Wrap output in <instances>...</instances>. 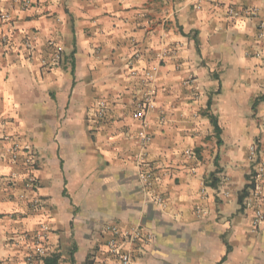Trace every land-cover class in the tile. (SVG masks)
I'll return each mask as SVG.
<instances>
[{
  "label": "crops",
  "instance_id": "obj_1",
  "mask_svg": "<svg viewBox=\"0 0 264 264\" xmlns=\"http://www.w3.org/2000/svg\"><path fill=\"white\" fill-rule=\"evenodd\" d=\"M197 1L0 0V264H28L42 224L56 264H116L109 224L152 235L124 243L132 264H264V223L239 202L264 151V0L234 17ZM15 145L38 156L36 191L10 179L28 177Z\"/></svg>",
  "mask_w": 264,
  "mask_h": 264
},
{
  "label": "built area",
  "instance_id": "obj_2",
  "mask_svg": "<svg viewBox=\"0 0 264 264\" xmlns=\"http://www.w3.org/2000/svg\"><path fill=\"white\" fill-rule=\"evenodd\" d=\"M20 3L22 9H27L34 6V0H16ZM202 0H198L199 4ZM214 2H219L220 0H213ZM227 13L229 16L234 17L238 15H254L256 13L255 9L252 8H239L234 3V0L226 6ZM0 19L3 22H11L12 18L8 12H1ZM9 36L4 35L0 37V47L8 45ZM53 47V61L59 63L62 60L63 48L60 45L55 44V42L50 43ZM24 45L28 49L32 48V43L30 39L25 38ZM149 78L150 75H149ZM154 90L148 91V96L140 106L139 115L142 120L145 121L147 113L150 111L154 104ZM99 116L102 117L106 111V102L101 101L99 105ZM143 139H146L142 135ZM11 160L15 164H20L22 169L26 172L27 176L22 181H19L15 174L11 175L10 179L15 182L22 183L25 187L36 191L39 187L38 178L36 176V170L38 169V156L36 153L27 146L19 147L18 145L12 146L11 148ZM250 159L254 163L251 171L249 184L253 186L249 189L248 195L244 198L243 206L245 209H251L253 212V225L255 227L264 223V151L259 147L257 143H252L250 146ZM141 180L144 187H151L154 184L153 172L142 173ZM157 200L162 204L163 198L159 195ZM36 208L40 207V198L37 197L34 201ZM198 211L203 212V209H198ZM105 230L109 232V236L106 239V247L110 255L116 261V264H132L133 263V250L131 248H125L124 243L129 246L135 245L138 240L149 241L152 238L150 233H144L141 227H133L131 229H123L116 224L106 225ZM52 231L50 224H42L40 229L37 230L32 236L30 250L27 254L28 264H47L46 258L48 254V241L49 236ZM25 238L29 237V234H24Z\"/></svg>",
  "mask_w": 264,
  "mask_h": 264
},
{
  "label": "trees",
  "instance_id": "obj_3",
  "mask_svg": "<svg viewBox=\"0 0 264 264\" xmlns=\"http://www.w3.org/2000/svg\"><path fill=\"white\" fill-rule=\"evenodd\" d=\"M212 120H214V125L216 127V130H219V125L218 122L215 118H212ZM212 186H215L213 183H211ZM253 186V184H246V186L244 187V189L241 191L240 195H239V202L241 204H243L244 198L248 195L249 193V189ZM57 258L54 256L48 260H46L47 264H56Z\"/></svg>",
  "mask_w": 264,
  "mask_h": 264
}]
</instances>
